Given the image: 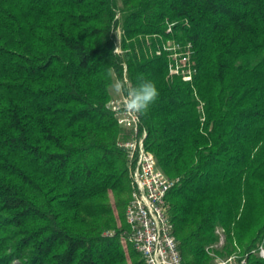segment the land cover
Masks as SVG:
<instances>
[{"label": "trees", "instance_id": "trees-1", "mask_svg": "<svg viewBox=\"0 0 264 264\" xmlns=\"http://www.w3.org/2000/svg\"><path fill=\"white\" fill-rule=\"evenodd\" d=\"M168 42L191 45L190 80ZM124 70L159 91L140 131L176 179L181 264H213L218 226L220 255L264 264V0H0V264H144L122 243L131 185L106 108Z\"/></svg>", "mask_w": 264, "mask_h": 264}, {"label": "built area", "instance_id": "built-area-1", "mask_svg": "<svg viewBox=\"0 0 264 264\" xmlns=\"http://www.w3.org/2000/svg\"><path fill=\"white\" fill-rule=\"evenodd\" d=\"M116 34L118 39V30ZM164 49L169 53V74L181 75L183 80H190L191 45L170 43L166 44ZM115 52H120L119 46H116ZM122 81L129 83L125 70ZM124 101L123 95L112 92L106 103V108L124 134L118 142V147L125 153L131 185L130 198L125 208L127 232L123 241L132 245L144 264H181L167 201V194L176 179L168 177L157 166L154 155L145 147L146 133L144 130L140 131V116L126 112ZM216 233L219 236L217 243L207 248L214 264H248L249 255L241 254L238 248L228 255H220L218 252L224 248V236L219 230ZM111 234L106 232V235ZM250 255L264 259V238Z\"/></svg>", "mask_w": 264, "mask_h": 264}, {"label": "clouds", "instance_id": "clouds-1", "mask_svg": "<svg viewBox=\"0 0 264 264\" xmlns=\"http://www.w3.org/2000/svg\"><path fill=\"white\" fill-rule=\"evenodd\" d=\"M112 75L109 70L108 76ZM112 89L117 95L125 97L124 110L137 117L145 115L150 106H152L159 98V91L155 83L145 79L143 74L137 77V84L130 85L126 81H115Z\"/></svg>", "mask_w": 264, "mask_h": 264}, {"label": "rangeland", "instance_id": "rangeland-1", "mask_svg": "<svg viewBox=\"0 0 264 264\" xmlns=\"http://www.w3.org/2000/svg\"><path fill=\"white\" fill-rule=\"evenodd\" d=\"M168 45H170V43L168 42L167 43ZM112 92H114L113 91V89L111 90V92L110 93H112ZM117 225L119 226L120 225V222H117ZM217 230H219L220 231V233L224 236V230H222V228L220 227V226H218L217 227ZM217 234V233H216ZM122 243H123V246L125 247L126 246V243H124V241H122ZM9 243H8V241L7 240H4V244L2 245V247L0 248V253H3V252H5V251H7V249H8V245ZM224 245H225V243H224ZM224 256V255H223ZM213 264H214V262H213Z\"/></svg>", "mask_w": 264, "mask_h": 264}]
</instances>
